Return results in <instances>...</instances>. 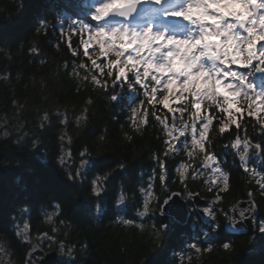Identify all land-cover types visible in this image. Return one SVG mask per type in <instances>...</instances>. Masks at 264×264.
<instances>
[{
	"label": "trees",
	"instance_id": "1",
	"mask_svg": "<svg viewBox=\"0 0 264 264\" xmlns=\"http://www.w3.org/2000/svg\"><path fill=\"white\" fill-rule=\"evenodd\" d=\"M87 1L0 0V237L8 242L10 258L23 264L30 245L36 243L45 252L57 253L58 245L63 243L73 247L81 264H264V246L260 242L264 233L259 232V222L254 234L230 236L223 232L226 239H218L215 233L220 229L216 225L210 229L208 222L197 216L185 225L171 220V225L162 230L157 212L145 217L136 215L145 199L155 197L158 207L172 191L182 193L188 201L191 192L192 198L203 199L217 210L215 218L222 226L232 205L249 199L247 193L253 191L251 199L258 218L264 220V193L257 183L264 182V154L260 150V159L251 162L258 171L246 167L249 172L245 174L239 168L236 152L225 147L230 137L214 135L219 125V120L214 119L215 127L209 130L210 151L218 154L231 173L230 192L221 193L223 199L213 203L218 190L209 191L211 184L203 183V176L193 180L189 169L182 181L177 171L180 164L187 162L196 168L203 159V154L198 153L190 161L183 145L180 152L169 156L166 183L162 184L154 156L163 157L167 147L163 125L149 116L141 132H136L129 119L134 97L126 85L122 89L123 103L114 106L104 97L120 88L119 82L112 85L109 81V87L103 89L82 79L91 68L81 44L85 35L68 21L79 18L73 8L85 14L90 7ZM41 20L45 21L43 28ZM33 47L36 52H32ZM81 63L84 68L77 67ZM74 67L79 75H70ZM93 74L101 79L94 70ZM254 79L255 84L264 85L258 73ZM89 99L92 105L87 104ZM85 107L89 108L87 120L77 127L76 117ZM156 107L157 115L163 112L171 120V113L160 105ZM45 114L48 121H43ZM221 115L216 112V116ZM61 120L65 123L61 124ZM253 125L254 118L245 115L240 129L230 125L231 135L235 137L239 132L243 141L246 130L247 139L255 146L264 137L259 126L253 132ZM101 135L105 141L99 140ZM188 146L191 148L190 136ZM85 149L92 155L87 152L81 158ZM93 159L110 168L115 167V161L127 165L124 171L116 169L100 197L85 187L92 171L82 160ZM78 170L81 179L69 180V174L75 177ZM200 170L204 171L202 165ZM58 182L73 185L74 190L62 192ZM141 188L146 191L141 192ZM118 197H125L126 207L117 203ZM104 200L107 204L101 213L99 205ZM120 219H131L133 223H119ZM21 230L26 232L27 240L16 235ZM204 232L211 235L205 237ZM224 243L230 247L224 249ZM190 244H196L201 251L190 248Z\"/></svg>",
	"mask_w": 264,
	"mask_h": 264
},
{
	"label": "clouds",
	"instance_id": "2",
	"mask_svg": "<svg viewBox=\"0 0 264 264\" xmlns=\"http://www.w3.org/2000/svg\"><path fill=\"white\" fill-rule=\"evenodd\" d=\"M68 23L87 36L82 43L93 49L85 53L91 68L82 79L103 89L109 87V81L112 85L119 82L120 88L112 89L104 97L108 104L117 102V98L119 105L123 103L122 89L126 85L134 97L129 119L138 133L148 123V105L155 115L157 105L163 108L167 104L176 113L173 119H182L184 125L192 122L194 126L200 119L210 124L213 118L218 119L219 128L229 121L230 114H235L230 105L243 107L255 102L252 97H264V87L258 89L254 79L257 73H264V0H96L85 18H72ZM40 25L45 27V21L41 20ZM70 75H79L75 67ZM87 104L92 105L93 100L89 99ZM88 111L85 107L76 117L77 127L87 120ZM216 112L222 115L216 116ZM163 116L161 112L157 120ZM165 131L171 134L170 129ZM105 139L103 135L99 137L100 141ZM241 143L246 144V139ZM246 152L247 147L238 155ZM114 163L112 168H94L86 190L100 197L116 169L126 170L123 161ZM68 179L81 177L69 174ZM155 199H145L136 215L157 211L163 215V208L157 207ZM124 200L125 197H118L117 203L123 204ZM118 222L124 223L123 219ZM16 235L28 239L23 230ZM211 250L209 246L208 251ZM10 256L8 242L0 237V264H21ZM57 258L61 264H81L73 247L63 243L58 245Z\"/></svg>",
	"mask_w": 264,
	"mask_h": 264
},
{
	"label": "snow or ice",
	"instance_id": "3",
	"mask_svg": "<svg viewBox=\"0 0 264 264\" xmlns=\"http://www.w3.org/2000/svg\"><path fill=\"white\" fill-rule=\"evenodd\" d=\"M81 44L84 47V54L88 52V46L86 44L82 43ZM36 48H32V52H36ZM75 53V52H74ZM73 53V54H74ZM76 54V53H75ZM86 55V54H85ZM131 78V77H130ZM119 99L117 98V102H114V106H119ZM252 100L255 101L254 103H249L243 107L237 106L235 104L230 105V108L235 109V114L232 115L230 114L229 121L227 123H224L220 125L218 128V132L223 135H227L230 137L229 144L226 145V149L231 150V149H236L237 152L234 153V155H238V153H243L245 147H247V152L249 153V149L252 148V151H255V148H259L264 154V139H261L255 146L251 144V141L247 139L248 133L245 130V139H246V144L241 143V140L239 139V132H237L236 136L233 137L231 135L230 131V125H235L236 129H240L245 115L250 118H254V125H253V132L257 130V126H259V131L261 134V137H264V97H261L260 100H256L255 97H252ZM163 109L167 110V113H171V120L167 119V114H165L163 117H160V120H157V112L155 115H153V109H147V116L146 120L149 122L148 117H154L155 120L163 125V131L166 133V136L168 139L165 141L167 147L163 153V157L160 155L154 156L155 162L158 165L160 169V174H159V179L162 184L166 183V171H167V160L169 156L173 153H178L181 151V145H183V150L185 151L186 155L188 156L190 161H194L196 154H203V159L199 162V165L196 168L192 167L191 163H181L180 166L177 168V171L180 173L181 180L183 181L186 174H189V169H191V175L193 180L198 179L200 176L204 177L203 183L205 184H211V187L209 188V191L212 190V188H216L217 194L215 195V198L213 200V203L219 202L223 199L221 193H228L230 192V176L231 173L227 170L225 165L219 160V156L217 153L210 151V147L212 144V139L209 134V130L212 127H215L213 124L214 118L211 120V123L208 124L204 119H200L197 122L194 123V126L192 122H189L187 125L183 124L182 119L181 120H175L173 117L176 115L175 112H172L168 109V105L165 104L163 106ZM141 111H144L142 108ZM208 115L211 117L212 112L208 113ZM185 116H187V113H185ZM49 116L47 114L44 115L43 121H48ZM163 121L161 123L160 121ZM61 124H64L65 121L61 120ZM220 123V121H219ZM147 124V123H146ZM205 126V127H202ZM43 127V123L41 125ZM168 128L171 130V134L165 131V129ZM182 132V134H181ZM189 134L191 135V148L188 146V139H189ZM60 140H64V135L62 134L60 136ZM242 145V148H241ZM87 154V149L82 151L80 153L81 158H83ZM70 155V153H69ZM238 158L240 160V165L239 168L247 174L249 170L244 166V163L246 161V156L245 154L243 156L238 155ZM83 162V160H82ZM63 163V160H62ZM83 164V163H82ZM88 171L91 172L93 171L94 168H99V167H106L107 163H101L100 161H93L89 160L88 163ZM200 165L203 166L204 171L200 170ZM81 175L79 170L77 171V176ZM259 185V189L261 193H264V182H257ZM59 186L61 188V191H68V190H74L73 185L69 184H61L59 183ZM143 189V188H141ZM95 190V189H94ZM173 195H180L179 193H174ZM188 195L191 197L193 196V193L189 192ZM248 197L252 198L255 193L253 191H249L247 193ZM250 205L254 204V201L250 200L249 201ZM107 204V201L104 200L100 203L99 205V210L101 213H103V209L105 205ZM169 206L174 208V213L176 217H182L184 214V208L185 205L179 204L176 201H171L167 200V203ZM122 207H126V203L121 205ZM57 208H59V205H57ZM31 211V209H29ZM216 209H214L210 204L206 206L203 209V212L201 213L205 218H211L208 219V227L211 229L213 225H216L220 230L215 233V238L218 239H226V237L223 235L224 232V227L218 224L217 219L215 218L216 216ZM245 213L243 211L240 212V216L243 217ZM139 217H145L143 213L137 215ZM50 218V217H49ZM235 217L229 223H235ZM125 224H131L133 223V220L131 219H123ZM243 221H240V224H242ZM28 225H26V228ZM260 230L262 233H264V222H262L260 226ZM233 232H238L240 231V226L237 224L232 227ZM199 235V233L197 234ZM203 235L205 237H209L211 235L210 232H204ZM261 245L264 246V239H261ZM190 248L195 249L196 251H201V249L196 245V244H190ZM230 247L229 243H224L223 248L228 249Z\"/></svg>",
	"mask_w": 264,
	"mask_h": 264
},
{
	"label": "water",
	"instance_id": "4",
	"mask_svg": "<svg viewBox=\"0 0 264 264\" xmlns=\"http://www.w3.org/2000/svg\"><path fill=\"white\" fill-rule=\"evenodd\" d=\"M174 193L179 192L171 193L167 198L163 200L162 204L160 205V207L163 208V215H161V213L158 211V216L160 219L159 221L162 230H166L167 226L170 223V219H173V222H177L178 224L183 225L186 223L190 216L188 206L186 202L181 198V194L179 193L180 195H173ZM165 200L176 201L179 204L185 205L183 216L176 217L174 213V208L169 206L168 204H165ZM250 200L252 199L237 201L230 209L229 218L223 223V226L226 225V227H224V232L227 235L238 236L244 234L251 235L255 233L258 213L255 204L250 205ZM192 203L195 207H197L198 205H203L204 201H198L197 197H193ZM241 211L245 213L243 217L240 216ZM233 217L236 218L235 223H229V221H231ZM240 221H243V223L240 224ZM237 224L240 226V231L233 232L232 227ZM59 262L60 260L57 258L56 251L45 252L42 247L36 243L29 246V248L25 252L23 260V264H59Z\"/></svg>",
	"mask_w": 264,
	"mask_h": 264
},
{
	"label": "rangeland",
	"instance_id": "5",
	"mask_svg": "<svg viewBox=\"0 0 264 264\" xmlns=\"http://www.w3.org/2000/svg\"><path fill=\"white\" fill-rule=\"evenodd\" d=\"M87 13V12H86ZM86 15L87 14H85V17H86ZM80 18H84L83 16H80ZM83 40H84V38H83ZM91 51H93V50H91ZM263 75V73H258V76L259 77H261ZM258 89H259V87H257ZM189 136L191 137V135L189 134ZM241 148H242V145H241ZM235 151H237L236 149H234ZM252 170H254V171H257L256 170V168H252ZM262 172H264V169L262 170ZM262 222H264V220H260V222H259V232H261V230H260V226H261V224H262ZM27 240V239H26Z\"/></svg>",
	"mask_w": 264,
	"mask_h": 264
}]
</instances>
